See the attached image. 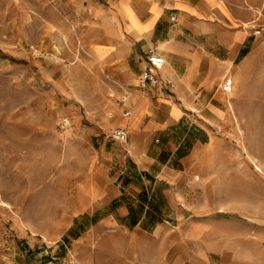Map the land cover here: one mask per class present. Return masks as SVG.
I'll return each mask as SVG.
<instances>
[{"label":"rangeland","instance_id":"rangeland-1","mask_svg":"<svg viewBox=\"0 0 264 264\" xmlns=\"http://www.w3.org/2000/svg\"><path fill=\"white\" fill-rule=\"evenodd\" d=\"M258 3L251 70L220 81L225 124L187 132L192 141L167 157L187 172L156 183L143 207L128 133L111 137L127 131L129 89L93 58L83 11L74 0H0V264H264Z\"/></svg>","mask_w":264,"mask_h":264},{"label":"crops","instance_id":"crops-1","mask_svg":"<svg viewBox=\"0 0 264 264\" xmlns=\"http://www.w3.org/2000/svg\"><path fill=\"white\" fill-rule=\"evenodd\" d=\"M256 2L74 0L89 25L85 41L93 58L113 64L114 76L129 89L121 106L129 114L120 125L127 128V153L140 179L132 188L134 203L151 205L156 183L171 184V177L187 172L167 158L192 141L187 132L195 129L203 137L206 128L225 124L228 108L220 81L231 69L251 70L262 30L256 32L263 28L256 22ZM149 50L164 59L155 69V85L142 80ZM178 128L185 133H176ZM147 219L144 210L137 223Z\"/></svg>","mask_w":264,"mask_h":264},{"label":"built area","instance_id":"built-area-1","mask_svg":"<svg viewBox=\"0 0 264 264\" xmlns=\"http://www.w3.org/2000/svg\"><path fill=\"white\" fill-rule=\"evenodd\" d=\"M146 62L148 63V67L142 75V80L155 85L156 83H158V78L156 77L155 69L159 68L164 63V59L154 51L149 50L146 55ZM220 89L222 92L228 93L230 90L229 81H223L220 84ZM122 91L124 92V95L121 96L120 102L123 103L127 98V92L126 90H124V88L122 89ZM128 114V110L124 111L125 116H127ZM111 137L117 141L125 142L127 139V131L123 127H116L112 130Z\"/></svg>","mask_w":264,"mask_h":264}]
</instances>
